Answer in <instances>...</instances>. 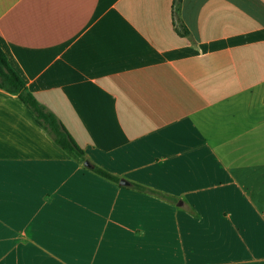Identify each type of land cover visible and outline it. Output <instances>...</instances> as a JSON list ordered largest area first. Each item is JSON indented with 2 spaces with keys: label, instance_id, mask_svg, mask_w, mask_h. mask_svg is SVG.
Here are the masks:
<instances>
[{
  "label": "crops",
  "instance_id": "obj_1",
  "mask_svg": "<svg viewBox=\"0 0 264 264\" xmlns=\"http://www.w3.org/2000/svg\"><path fill=\"white\" fill-rule=\"evenodd\" d=\"M0 46L129 182L0 89V264H264V0H0Z\"/></svg>",
  "mask_w": 264,
  "mask_h": 264
},
{
  "label": "trees",
  "instance_id": "obj_2",
  "mask_svg": "<svg viewBox=\"0 0 264 264\" xmlns=\"http://www.w3.org/2000/svg\"><path fill=\"white\" fill-rule=\"evenodd\" d=\"M0 89L7 93L17 95L19 99L32 111L37 122L46 130L54 142L71 158L84 166V162L89 160L84 149L76 142V140L72 137L58 117L53 112L48 110L43 104H41L34 94L30 92L24 79L11 66L8 56L1 46ZM92 164L93 168L88 169L107 180L119 184L120 178L118 176L108 172L94 163ZM130 187L141 192L154 194L168 201H176V198L172 195L138 183H131Z\"/></svg>",
  "mask_w": 264,
  "mask_h": 264
},
{
  "label": "water",
  "instance_id": "obj_3",
  "mask_svg": "<svg viewBox=\"0 0 264 264\" xmlns=\"http://www.w3.org/2000/svg\"><path fill=\"white\" fill-rule=\"evenodd\" d=\"M84 166H86L87 168H93V164L89 161V160H86L84 162ZM120 184L121 185H129V182L127 180H120Z\"/></svg>",
  "mask_w": 264,
  "mask_h": 264
}]
</instances>
